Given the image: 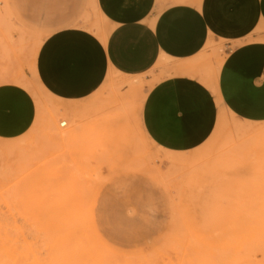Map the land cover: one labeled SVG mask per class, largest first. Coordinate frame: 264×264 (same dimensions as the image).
Returning <instances> with one entry per match:
<instances>
[{"label": "rangeland", "instance_id": "1", "mask_svg": "<svg viewBox=\"0 0 264 264\" xmlns=\"http://www.w3.org/2000/svg\"><path fill=\"white\" fill-rule=\"evenodd\" d=\"M91 1L0 0V96L18 87L32 105L0 124V264H264V81L222 79L211 51L184 65L218 122L202 145L164 152L140 112L166 72L109 76L74 102L40 88L49 35L110 30Z\"/></svg>", "mask_w": 264, "mask_h": 264}, {"label": "crops", "instance_id": "2", "mask_svg": "<svg viewBox=\"0 0 264 264\" xmlns=\"http://www.w3.org/2000/svg\"><path fill=\"white\" fill-rule=\"evenodd\" d=\"M91 6L108 33L98 38L70 27L49 35L36 57L38 83L53 99L74 102L109 76L125 84L166 72L147 90L140 112L143 133L164 152L202 145L218 122L211 90L181 75L184 65L211 51L222 79L264 81V0H92ZM16 89L24 97L16 90L0 96V124L32 108Z\"/></svg>", "mask_w": 264, "mask_h": 264}, {"label": "bare ground", "instance_id": "3", "mask_svg": "<svg viewBox=\"0 0 264 264\" xmlns=\"http://www.w3.org/2000/svg\"><path fill=\"white\" fill-rule=\"evenodd\" d=\"M3 1V0H2ZM5 5V4H4ZM3 12H5V11H3ZM6 13H7V11H6ZM3 27V26H2ZM166 71V70H165ZM41 88V87H40ZM42 89V88H41ZM49 120H50V118H49ZM50 121H52V120H50ZM62 123V122H61ZM73 136V135H72ZM68 138V134L67 133H65L64 135L63 134H60V136H59V139L61 140V141H64V140H66Z\"/></svg>", "mask_w": 264, "mask_h": 264}, {"label": "built area", "instance_id": "4", "mask_svg": "<svg viewBox=\"0 0 264 264\" xmlns=\"http://www.w3.org/2000/svg\"><path fill=\"white\" fill-rule=\"evenodd\" d=\"M65 126H66V122L60 123V127H65Z\"/></svg>", "mask_w": 264, "mask_h": 264}]
</instances>
